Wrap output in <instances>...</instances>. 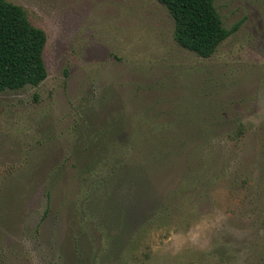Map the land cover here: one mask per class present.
Instances as JSON below:
<instances>
[{"label":"rangeland","instance_id":"1","mask_svg":"<svg viewBox=\"0 0 264 264\" xmlns=\"http://www.w3.org/2000/svg\"><path fill=\"white\" fill-rule=\"evenodd\" d=\"M7 1L47 77L0 91V264H264V0L207 58L157 0Z\"/></svg>","mask_w":264,"mask_h":264},{"label":"trees","instance_id":"2","mask_svg":"<svg viewBox=\"0 0 264 264\" xmlns=\"http://www.w3.org/2000/svg\"><path fill=\"white\" fill-rule=\"evenodd\" d=\"M157 1L173 18L175 41L199 57H210L239 27V23L224 27L214 0ZM45 45V31L29 21L25 10L0 0V91L37 86L45 80ZM46 195L49 200L50 194Z\"/></svg>","mask_w":264,"mask_h":264}]
</instances>
